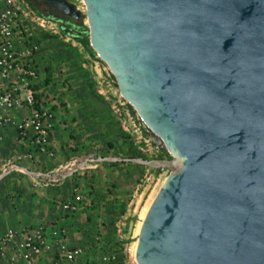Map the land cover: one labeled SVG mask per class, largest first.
<instances>
[{"label": "water", "instance_id": "95a60500", "mask_svg": "<svg viewBox=\"0 0 264 264\" xmlns=\"http://www.w3.org/2000/svg\"><path fill=\"white\" fill-rule=\"evenodd\" d=\"M41 1L173 158L138 264H264V0Z\"/></svg>", "mask_w": 264, "mask_h": 264}, {"label": "crops", "instance_id": "0c3cea01", "mask_svg": "<svg viewBox=\"0 0 264 264\" xmlns=\"http://www.w3.org/2000/svg\"><path fill=\"white\" fill-rule=\"evenodd\" d=\"M42 33H37L41 41L36 56L40 70L37 90L41 103L52 108L56 116L52 136L54 155L35 154L28 140L18 138L17 125L27 110L10 115L13 123L0 138V163L23 157L22 169L13 170L0 180V235L10 228L46 227L49 233L64 230L68 237L63 225L65 214L70 210L61 198L67 196L66 189L72 188L76 176L73 173L64 180L44 184L33 176V162L26 153L32 152L39 170L46 173L56 172L60 166L70 163L77 148L84 146L97 163L90 168L98 167V173L105 170L106 161L123 160L108 153L105 147L107 142L119 151L126 141L119 117L99 93L97 82L101 81L104 71L101 64L97 65L96 55L84 43L74 39L66 42L52 34L57 40H48ZM1 168L2 165L0 173ZM50 257L45 255L40 264H47Z\"/></svg>", "mask_w": 264, "mask_h": 264}, {"label": "built area", "instance_id": "2783aa9c", "mask_svg": "<svg viewBox=\"0 0 264 264\" xmlns=\"http://www.w3.org/2000/svg\"><path fill=\"white\" fill-rule=\"evenodd\" d=\"M38 32L58 36L66 42L72 39L61 33L57 23L38 15L25 0H0V138L7 126L13 123L10 115L27 110L26 116L17 125L18 138L28 140L35 154L51 157L54 155L52 136L56 116L52 108H46L38 98L40 70L36 56L41 49ZM96 63L101 64L98 59ZM102 67L104 75L97 82L99 93L105 96L111 109L119 117L124 134H141L136 124L138 120L132 116L130 106L119 95L113 76L104 65ZM22 157L14 158L2 166L0 180L13 170L22 169ZM26 157L33 162V176L44 184L64 180L95 161L89 154L60 166L56 172L46 173L39 170L32 152L26 153ZM65 208L70 211L77 209L71 203L65 204ZM58 236L63 238L67 235L64 230L49 233L44 228L7 229L0 235V264H40L51 251L50 238L56 240ZM66 249L62 244L58 255L60 259L51 264L72 263L73 253ZM78 253L79 251L74 252L75 255ZM102 262L110 264L111 258L104 256ZM132 264H138L135 255Z\"/></svg>", "mask_w": 264, "mask_h": 264}, {"label": "rangeland", "instance_id": "374dc122", "mask_svg": "<svg viewBox=\"0 0 264 264\" xmlns=\"http://www.w3.org/2000/svg\"><path fill=\"white\" fill-rule=\"evenodd\" d=\"M69 1L84 12L81 0ZM42 35L44 39L57 40L49 33ZM130 113L135 116L131 107ZM136 124L142 133H123L126 145L121 150L105 143L108 153L123 160L106 161L101 173L98 167L90 168L96 162L74 173L73 186L66 189L68 194L61 201L78 209L65 214L63 227L68 237L50 238L51 259L47 264L60 259L62 244L73 253V262L68 264H106L102 262L104 256L111 258L110 264H132L143 213L156 198L173 166L168 151L140 121ZM77 150L70 163L90 154L85 146ZM7 162L6 159L0 164Z\"/></svg>", "mask_w": 264, "mask_h": 264}, {"label": "trees", "instance_id": "16d2710c", "mask_svg": "<svg viewBox=\"0 0 264 264\" xmlns=\"http://www.w3.org/2000/svg\"><path fill=\"white\" fill-rule=\"evenodd\" d=\"M25 1L38 15L57 23L63 35L71 37L72 39L80 43H84L86 46H88L85 40V35H84V32H85L84 19H72V18L64 16L62 13H61V16L47 14V13H44L38 10L35 7V5L32 4L30 0H25Z\"/></svg>", "mask_w": 264, "mask_h": 264}, {"label": "flooded vegetation", "instance_id": "af4514ba", "mask_svg": "<svg viewBox=\"0 0 264 264\" xmlns=\"http://www.w3.org/2000/svg\"><path fill=\"white\" fill-rule=\"evenodd\" d=\"M30 1L32 2L33 5H35V7L38 10H40L44 13L55 15V16H58L57 14H61V12L59 10L55 9L54 7L47 5L45 2H43L41 0H30Z\"/></svg>", "mask_w": 264, "mask_h": 264}, {"label": "bare ground", "instance_id": "6f19581e", "mask_svg": "<svg viewBox=\"0 0 264 264\" xmlns=\"http://www.w3.org/2000/svg\"><path fill=\"white\" fill-rule=\"evenodd\" d=\"M153 134V133H152ZM153 136L155 137V135L153 134ZM163 143V142H162ZM163 146L165 147V144L163 143ZM166 148V147H165ZM173 164V163H172ZM155 200V199H154ZM154 200H153V202H154ZM152 202V203H153ZM152 203H151V205H152ZM151 205H150V207H151ZM150 207L148 208V210H145V212L143 213V216H142V225H143V222L145 221V219H146V216H147V214H148V212H149V209H150ZM142 225H141V228H142ZM141 228H140V230H139V235H138V241H137V245H136V249H135V256H136V260H137V252H138V246H139V237H140V232H141ZM134 255V254H133Z\"/></svg>", "mask_w": 264, "mask_h": 264}]
</instances>
